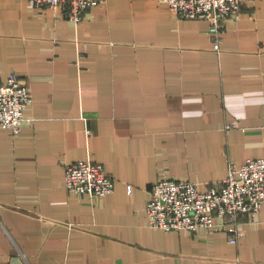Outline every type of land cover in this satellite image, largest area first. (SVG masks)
<instances>
[{"label": "crops", "instance_id": "0c3cea01", "mask_svg": "<svg viewBox=\"0 0 264 264\" xmlns=\"http://www.w3.org/2000/svg\"><path fill=\"white\" fill-rule=\"evenodd\" d=\"M68 17L0 0V82L16 73L33 101L32 124L0 127V264H264V205L232 244L218 219L165 232L145 213L161 179L204 192L264 157V0H243L219 51L205 20L158 0ZM78 160L100 164L113 191L69 194L64 166Z\"/></svg>", "mask_w": 264, "mask_h": 264}, {"label": "built area", "instance_id": "2783aa9c", "mask_svg": "<svg viewBox=\"0 0 264 264\" xmlns=\"http://www.w3.org/2000/svg\"><path fill=\"white\" fill-rule=\"evenodd\" d=\"M167 10L181 19L205 20L216 51L220 50L223 23L237 19L243 0H158ZM34 7L51 10L66 9L69 20L80 22L87 9L100 0H32ZM29 88L11 73L0 82V127L12 135L18 134L32 119L24 110L32 104ZM234 123L228 124L233 127ZM64 186L73 196L101 199L109 195L114 184L110 175L97 163L75 161L64 166ZM131 191V188H129ZM264 205V157L247 158L240 166H230L223 185L208 191L183 179H161L150 190L145 213L149 225L165 232H208L216 219L226 226L230 243H236L241 232L238 228L242 215H254Z\"/></svg>", "mask_w": 264, "mask_h": 264}]
</instances>
